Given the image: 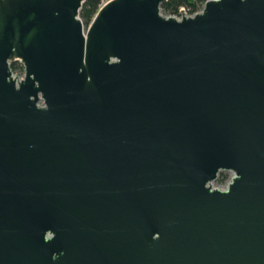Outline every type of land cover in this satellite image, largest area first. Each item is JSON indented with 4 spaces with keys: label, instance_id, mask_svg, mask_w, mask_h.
I'll return each instance as SVG.
<instances>
[{
    "label": "water",
    "instance_id": "1",
    "mask_svg": "<svg viewBox=\"0 0 264 264\" xmlns=\"http://www.w3.org/2000/svg\"><path fill=\"white\" fill-rule=\"evenodd\" d=\"M85 1L0 0V264H264V0Z\"/></svg>",
    "mask_w": 264,
    "mask_h": 264
},
{
    "label": "trees",
    "instance_id": "2",
    "mask_svg": "<svg viewBox=\"0 0 264 264\" xmlns=\"http://www.w3.org/2000/svg\"><path fill=\"white\" fill-rule=\"evenodd\" d=\"M104 0H86L80 9L79 16L85 26H87L94 15L102 5ZM207 0H166L160 6V11L164 16H172L178 14L181 7L189 8L190 12H195L200 9ZM13 73L18 70L23 73V66L16 61L10 64Z\"/></svg>",
    "mask_w": 264,
    "mask_h": 264
},
{
    "label": "rangeland",
    "instance_id": "3",
    "mask_svg": "<svg viewBox=\"0 0 264 264\" xmlns=\"http://www.w3.org/2000/svg\"><path fill=\"white\" fill-rule=\"evenodd\" d=\"M18 77H23V73H20L18 70L16 71ZM39 105H42V101H39ZM233 176V172L231 171H220L218 173L217 178L211 183L212 187L218 189H225L230 182Z\"/></svg>",
    "mask_w": 264,
    "mask_h": 264
},
{
    "label": "built area",
    "instance_id": "4",
    "mask_svg": "<svg viewBox=\"0 0 264 264\" xmlns=\"http://www.w3.org/2000/svg\"><path fill=\"white\" fill-rule=\"evenodd\" d=\"M106 1H108V0H104L103 3H105ZM204 4L205 3H203V5H202V7L200 9H198L197 11H195L193 13L190 12V9L189 8L181 7L179 9V11H178V14H175V15H172V16L176 17L177 19H180L182 17V12L180 10H183V13H184L183 16H186V17H188V16H194L195 14H197V13H199V12L202 11V9L204 7ZM13 75H17V74L16 73H13Z\"/></svg>",
    "mask_w": 264,
    "mask_h": 264
}]
</instances>
